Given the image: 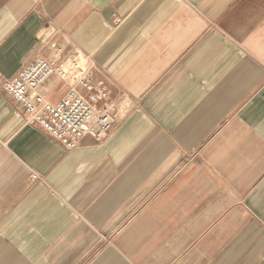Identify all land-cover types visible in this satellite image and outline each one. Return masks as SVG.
Masks as SVG:
<instances>
[{"label": "crops", "instance_id": "1", "mask_svg": "<svg viewBox=\"0 0 264 264\" xmlns=\"http://www.w3.org/2000/svg\"><path fill=\"white\" fill-rule=\"evenodd\" d=\"M58 48L132 102L103 142L2 87ZM0 264H264V0H0Z\"/></svg>", "mask_w": 264, "mask_h": 264}, {"label": "built area", "instance_id": "2", "mask_svg": "<svg viewBox=\"0 0 264 264\" xmlns=\"http://www.w3.org/2000/svg\"><path fill=\"white\" fill-rule=\"evenodd\" d=\"M115 26L124 19L112 15ZM98 68L90 55L80 52L64 56L61 48L55 58L37 57L15 76L2 79V87L23 112L27 124L39 126L67 150L80 145L86 137L106 140L132 102L122 94L109 98L104 81L96 77ZM57 78L67 86L64 96L54 102L47 84Z\"/></svg>", "mask_w": 264, "mask_h": 264}]
</instances>
